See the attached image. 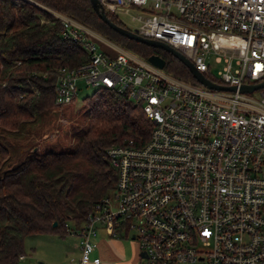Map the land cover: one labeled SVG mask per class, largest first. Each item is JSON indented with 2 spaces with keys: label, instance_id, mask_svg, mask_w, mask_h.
<instances>
[{
  "label": "built area",
  "instance_id": "built-area-1",
  "mask_svg": "<svg viewBox=\"0 0 264 264\" xmlns=\"http://www.w3.org/2000/svg\"><path fill=\"white\" fill-rule=\"evenodd\" d=\"M27 1L56 17L61 36L88 56L57 70V104L72 101L83 79L125 92L152 123L142 144L107 148L114 187L67 228L81 249L72 264L100 260L92 257L98 225L133 234L146 264H264V86L251 90L257 96L239 89L264 79V0H99L205 76H213L209 60L220 63L213 77L232 90L178 78L78 19Z\"/></svg>",
  "mask_w": 264,
  "mask_h": 264
},
{
  "label": "trees",
  "instance_id": "trees-1",
  "mask_svg": "<svg viewBox=\"0 0 264 264\" xmlns=\"http://www.w3.org/2000/svg\"><path fill=\"white\" fill-rule=\"evenodd\" d=\"M37 1L143 58L159 54L166 71L200 84L169 51L112 29L90 0ZM105 12L128 27L116 14ZM87 58L79 43L61 36L58 19L43 7L27 0H0V264H18L28 235H65L68 227L83 223L114 187L116 173L107 148L128 139L140 145L148 138L152 123L142 107L125 92L99 86L84 97L87 126L72 149L24 153L4 142L7 136H20L43 111L61 105L55 102L57 70Z\"/></svg>",
  "mask_w": 264,
  "mask_h": 264
},
{
  "label": "rangeland",
  "instance_id": "rangeland-1",
  "mask_svg": "<svg viewBox=\"0 0 264 264\" xmlns=\"http://www.w3.org/2000/svg\"><path fill=\"white\" fill-rule=\"evenodd\" d=\"M120 18L128 27H131L134 30L136 29V22L132 19L131 15L120 14ZM107 39L112 41L109 38ZM116 44L121 45L119 43ZM209 63L212 75L218 77L217 72L220 68V63L213 62L212 60H209ZM94 88L95 87L90 84L85 83L83 79H78L77 92L72 101L61 104L60 106H55L51 110L43 111L38 121L25 128L20 136L15 139L7 136L4 142L6 144L10 143L16 148H21L24 153H26L27 150H36V152L40 153L48 149H72L86 129L88 117L84 97L90 94ZM247 94L257 96L258 91H248ZM33 237L34 236L30 239L31 241H33ZM123 237L129 242L131 241L130 236ZM28 241L29 240H27L25 244V247L27 248ZM137 264H146V261L141 258L139 254Z\"/></svg>",
  "mask_w": 264,
  "mask_h": 264
},
{
  "label": "crops",
  "instance_id": "crops-1",
  "mask_svg": "<svg viewBox=\"0 0 264 264\" xmlns=\"http://www.w3.org/2000/svg\"><path fill=\"white\" fill-rule=\"evenodd\" d=\"M34 236L33 241L30 239ZM129 235L114 236L104 225H98L93 237L95 247L92 257L99 256L98 262L86 264H137L139 247L131 236V241L125 240ZM23 257L18 264H72L71 258L80 256L79 238L77 235H57L50 233H36L25 238ZM27 248V249H26Z\"/></svg>",
  "mask_w": 264,
  "mask_h": 264
},
{
  "label": "water",
  "instance_id": "water-1",
  "mask_svg": "<svg viewBox=\"0 0 264 264\" xmlns=\"http://www.w3.org/2000/svg\"><path fill=\"white\" fill-rule=\"evenodd\" d=\"M90 2H91L92 7L94 8V10L97 12L98 16L104 22H106L112 29H114L115 31L119 32L120 34H122L126 37L135 39L137 41H141V42L148 44V45L160 47L162 49L169 51L171 54H173L175 57H177L189 69L192 76L199 83L203 84L204 86H206L208 88H212V89H227V90H232V89L236 88L235 85H223V84L217 83L216 81L208 78L200 70H198L195 67V65L192 63V61L188 57H186L181 51L174 48L170 44H168L164 41H161L159 39H156V38L144 36V35L138 33L134 29H130L128 27L119 25L116 22L112 21L108 17V15L106 14L104 7L99 0H90ZM147 59L160 68L164 67V65H165V59L162 56H160L159 54H156V53L150 54L147 57ZM261 86H264V79L261 82L255 83V84L243 83L240 85L239 89L242 91H251L252 89H255V88H258ZM52 224L55 225L56 221H53ZM133 236L134 235L132 234L131 237L133 238ZM139 255L144 257V256H146V253H145V251L141 250V251H139Z\"/></svg>",
  "mask_w": 264,
  "mask_h": 264
}]
</instances>
